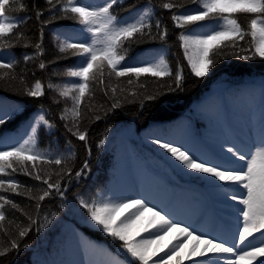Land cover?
Segmentation results:
<instances>
[{
  "label": "snow or ice",
  "instance_id": "snow-or-ice-1",
  "mask_svg": "<svg viewBox=\"0 0 264 264\" xmlns=\"http://www.w3.org/2000/svg\"><path fill=\"white\" fill-rule=\"evenodd\" d=\"M47 8L32 5L40 25L39 39L32 42L20 26L26 18L13 15L27 11L24 0H0V84L31 98L44 97L48 90L71 100V107L61 110L60 120L65 129L84 143L91 156L89 126L82 124V109L99 88L106 97L104 104L93 112L91 122L107 118L125 104H138L142 112L148 104L163 101L169 94L185 90V69L191 75L204 78L222 60L264 61V0H159L158 6L171 13L170 20L178 32L170 33L167 24L155 15L157 4L147 0L134 15L120 17L115 8L124 0H45ZM191 5V7H189ZM135 5H129L134 8ZM45 11L48 18L43 19ZM241 17L245 22L242 24ZM69 20L73 27L56 32L60 55L38 68L46 70L61 59L78 57L64 75L62 84L45 83L35 79L29 84L27 68L17 71L18 60L11 49L21 45L34 48L25 53V64L41 57L44 28L58 20ZM205 22H211L206 24ZM174 34L183 52L175 68L167 59L169 36ZM250 37V41L247 39ZM158 44L143 54L131 56L136 46ZM55 75H60L55 72ZM34 75V73H33ZM154 79V90L148 91L144 80ZM264 99V81L261 82ZM54 103H58L53 98ZM43 105L25 120L23 133L4 137L0 132V193L26 196L34 204L21 207L5 194H0V235L10 238L0 241V258L31 245L24 243L33 232L37 235L55 223L56 213L41 216L43 202L60 198L65 206L73 182L78 183L90 172L85 159L78 169L70 166L71 142L64 154L51 142L47 148L39 146L43 129L50 135L57 127L48 118ZM13 113L0 111V126L12 120ZM260 131L264 134V112L260 117ZM151 144L158 146L175 168L206 185V202L201 204L197 219H185L167 206L150 203L143 195H125L101 189L98 193L74 194L75 202L86 213L87 221L113 241L119 242L115 254L108 249L89 244L87 259L54 261L53 264H264V142L255 151L244 146L231 133L220 137L205 151H194L174 138L149 133ZM22 139V142L20 140ZM148 139V137H146ZM107 137L96 144L103 148ZM22 173L38 182L25 186L16 179ZM221 205L217 209L215 206ZM29 209L26 211L25 209ZM11 210L19 212L23 220ZM230 210L234 222L223 214ZM7 220L8 227L5 226ZM15 228V235L9 229ZM74 235V234H71ZM66 234L62 243H68Z\"/></svg>",
  "mask_w": 264,
  "mask_h": 264
},
{
  "label": "trees",
  "instance_id": "trees-1",
  "mask_svg": "<svg viewBox=\"0 0 264 264\" xmlns=\"http://www.w3.org/2000/svg\"><path fill=\"white\" fill-rule=\"evenodd\" d=\"M24 2L27 5V11L13 15L26 18V22L20 26L19 30L35 43L39 39L40 25L36 20L32 5L34 3L45 9L47 5L45 0H24ZM86 2L98 3L101 0H86ZM146 2L147 0H124L122 6L115 8V12L120 17L134 15ZM153 2L157 4L155 15L163 19L170 33L178 32L179 30L174 29L170 20L171 13L158 6L159 0H153ZM183 2L187 4L188 0H183ZM129 5H135V7L129 8ZM47 18L48 12L45 11L43 19ZM241 22L242 24L245 22L243 17H241ZM205 23L211 24V22ZM73 26L72 21L64 19L46 26L43 37L45 51L40 58L27 64L23 61V55L33 53L34 48L23 47L22 41L21 45L11 49L12 55L18 60L17 71L27 68L29 84L35 79H41L45 85L49 80L53 84L64 82L63 79L67 78L64 75L65 68L73 57L61 59L49 65L46 70L39 69L38 64L40 59L47 62L60 55L55 33L64 32ZM247 39L250 41L251 38ZM168 43L170 48L167 59L171 62V66L175 68L177 60L186 65L182 49L179 48V42L174 34L169 36ZM158 47V44L139 45L130 55L134 57L143 54L145 49L151 50ZM0 51L7 56V51ZM55 72H59L60 75H55ZM225 75L230 78H241V81L231 82L228 79H221ZM185 76L183 92L169 94L160 103H150L142 112L138 104H125L115 113L109 114L107 118L91 122L93 112H89L88 108L96 110L107 99L99 88H95L94 97L82 109V124L89 126L90 157L87 155L84 143L72 136L65 129L64 122L60 120L61 110L67 106L68 102L59 97L57 91L48 90L44 97L31 98L16 90L20 87L18 82L14 83L12 90H8L7 85L0 84V98L8 105L5 107V112L13 113L12 120L0 126V132H3L5 138H19L24 131L26 118L43 105L48 109L47 118L55 122L57 127L51 131L50 135L45 134L43 129L40 130L39 146L45 149L51 142L53 150L58 145L61 152L68 154L65 149L70 141L72 152L70 166L78 169L85 159H88L90 163L89 174L78 183L73 182L63 208L59 207V197L43 202L41 216L55 212V223L39 235L33 232L26 237L24 243L31 246L27 249L21 246L18 252L13 250L10 254L0 258V264H53L54 261L87 259L89 244L108 249L115 254L119 248V242L113 241L87 221L86 213L75 202L74 194L77 192L91 194L98 193L101 189L105 191L110 189L112 192L125 195L143 194L150 203L167 206L179 217L198 218L201 204L206 202V185L201 180L190 178L175 168L163 150L151 144L152 137L149 133L174 138L187 144L194 151L207 150L226 133H231L242 143L245 137L239 131L245 127L246 120L252 124L254 134L260 123V120L254 122V116L258 112H264V99H261L260 89L261 82L264 81V61L259 59L243 61L235 58L222 60L204 78L194 77L187 68ZM154 79L149 77L144 80L150 92L155 87ZM53 98L59 102L54 103ZM68 104L71 107V104ZM105 136L107 137L105 146L97 149L96 144L99 139ZM137 171L142 174L143 178H151V181L141 184L140 189L143 191L134 193L130 177ZM16 179L25 186L38 183L22 173H17ZM158 190L166 193L165 198L152 197L159 193L156 192ZM0 194L9 196L21 207L34 204V201H30L26 196L13 193ZM215 207L222 208L221 205ZM223 214L229 215L228 218L234 221L230 210ZM13 215L19 220L24 219L15 210H11L9 219ZM5 226L8 227L7 220ZM9 231L15 235V228ZM66 234H69V238L68 243L64 244L62 241ZM0 241H7L4 246L10 247V238L0 235ZM184 264H191V262L185 261Z\"/></svg>",
  "mask_w": 264,
  "mask_h": 264
},
{
  "label": "rangeland",
  "instance_id": "rangeland-1",
  "mask_svg": "<svg viewBox=\"0 0 264 264\" xmlns=\"http://www.w3.org/2000/svg\"><path fill=\"white\" fill-rule=\"evenodd\" d=\"M77 60H78V57H73L72 60L69 62V64L66 66V68L75 65L77 63ZM222 77L223 78H221V79H228L231 82H238L239 80L241 81V78H237V77L230 78L229 76L227 77L226 75L222 76ZM63 81H64V79H63ZM66 101L71 104V100L70 99H67ZM68 103H67V107H70V105ZM261 113L262 112H258V113L255 114L254 122H256L257 120H260ZM244 125H245V127L243 128V130L239 131L240 134L244 135V137H245L244 141L242 142V144L244 146V149H245V151H248L249 149H251L252 151H255L256 147L260 146V143L264 142V134H262L261 131H260V127H261L260 123L256 127V130H255L254 134L252 133V124L251 123H249L246 120V123ZM252 135H254V137ZM130 179H131V183L130 184H133V192L134 193L140 192L141 184L150 183V181H151V178H149V177L143 178L142 174L139 171H137L135 174H133V176L131 175ZM141 191H143V190H141ZM156 192H159V193L152 195V197H154L155 199L165 198V196H166L165 192H163L162 190H158ZM225 216H226V219L229 222H232V220H230L228 218L229 215H225Z\"/></svg>",
  "mask_w": 264,
  "mask_h": 264
},
{
  "label": "bare ground",
  "instance_id": "bare-ground-1",
  "mask_svg": "<svg viewBox=\"0 0 264 264\" xmlns=\"http://www.w3.org/2000/svg\"><path fill=\"white\" fill-rule=\"evenodd\" d=\"M60 29V28H59ZM63 30V29H62ZM68 80V77L66 79H64V81Z\"/></svg>",
  "mask_w": 264,
  "mask_h": 264
}]
</instances>
